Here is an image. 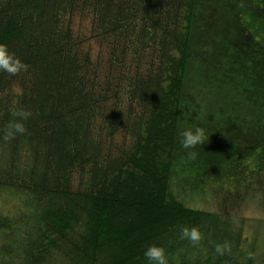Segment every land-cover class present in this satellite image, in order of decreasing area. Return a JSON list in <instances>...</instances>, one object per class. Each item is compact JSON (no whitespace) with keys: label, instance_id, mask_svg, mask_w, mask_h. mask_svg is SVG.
Masks as SVG:
<instances>
[{"label":"trees","instance_id":"obj_1","mask_svg":"<svg viewBox=\"0 0 264 264\" xmlns=\"http://www.w3.org/2000/svg\"><path fill=\"white\" fill-rule=\"evenodd\" d=\"M0 45L29 66L0 72V264H264L244 216L189 203L264 193V0H0Z\"/></svg>","mask_w":264,"mask_h":264},{"label":"clouds","instance_id":"obj_2","mask_svg":"<svg viewBox=\"0 0 264 264\" xmlns=\"http://www.w3.org/2000/svg\"><path fill=\"white\" fill-rule=\"evenodd\" d=\"M28 68L29 66L10 52L6 46L0 45V72L9 76H17L20 73L27 72ZM31 115L30 111L22 108L11 111V119L3 131V139L12 141L17 136L24 135L27 131L25 122L30 119ZM179 135L181 137V146L184 149H195L209 139L205 128L201 126L184 128L179 132ZM189 155L194 157L195 152H190ZM180 238L193 244H199L202 234L195 227H183L180 231ZM216 250L220 254L225 251L222 246H217ZM143 255L147 264H168L166 249L163 246L151 245L144 250Z\"/></svg>","mask_w":264,"mask_h":264},{"label":"rangeland","instance_id":"obj_3","mask_svg":"<svg viewBox=\"0 0 264 264\" xmlns=\"http://www.w3.org/2000/svg\"><path fill=\"white\" fill-rule=\"evenodd\" d=\"M90 23V18H85L84 20L77 19L75 23L76 32L83 29L84 32L82 31V33L87 34L89 26L91 25ZM215 30L217 29L215 28ZM210 37L215 38V36ZM94 48L96 51L101 49L97 43H94ZM243 185L245 188H231L228 191L225 187H219L215 189V193H209L207 198H203L202 195H197L189 203L196 207L210 210H230L235 218H239L240 215L244 216L247 224L246 231L249 234L255 235L257 243L262 246L261 249H264V193L260 189H257L254 183L246 181L241 186ZM173 187L175 190L178 188L177 185ZM220 193L226 195L225 200L227 202L222 197L224 194L220 196ZM252 227H254V230L251 229Z\"/></svg>","mask_w":264,"mask_h":264}]
</instances>
